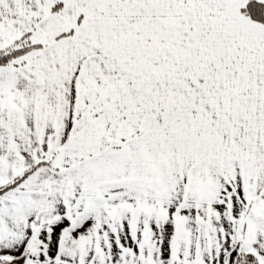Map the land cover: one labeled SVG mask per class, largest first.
Instances as JSON below:
<instances>
[{
	"label": "crops",
	"instance_id": "crops-1",
	"mask_svg": "<svg viewBox=\"0 0 264 264\" xmlns=\"http://www.w3.org/2000/svg\"><path fill=\"white\" fill-rule=\"evenodd\" d=\"M247 1L0 0V52L34 47L0 65V188L45 161L0 194V261L264 264V136L197 158L124 136L186 89L264 111Z\"/></svg>",
	"mask_w": 264,
	"mask_h": 264
},
{
	"label": "rangeland",
	"instance_id": "rangeland-1",
	"mask_svg": "<svg viewBox=\"0 0 264 264\" xmlns=\"http://www.w3.org/2000/svg\"><path fill=\"white\" fill-rule=\"evenodd\" d=\"M146 68V63L142 62L140 72H147ZM136 82L139 83V81ZM211 90V87L192 88L184 90V95H172L166 110L150 113V122L147 121V113L145 116L139 113L140 126L125 127V138L128 140L134 137L135 139L137 136L141 142H144L147 137H153L156 140L155 147L160 141H168L172 143L171 146L174 149L186 148L187 151L196 152L197 155L194 158H197L201 157L198 154L201 152L226 149L228 136L235 134V131L236 135L239 131L241 135L264 136V111L177 109L178 107H209L206 105L213 102V97L208 95ZM257 102L261 103L259 98ZM0 264H23V262L1 260ZM242 264L255 263L253 259L245 257Z\"/></svg>",
	"mask_w": 264,
	"mask_h": 264
},
{
	"label": "trees",
	"instance_id": "trees-1",
	"mask_svg": "<svg viewBox=\"0 0 264 264\" xmlns=\"http://www.w3.org/2000/svg\"><path fill=\"white\" fill-rule=\"evenodd\" d=\"M242 14L250 18L251 20L260 22L264 24V3L260 2L258 0H248L247 3L244 5V7L241 9ZM31 48H34L33 46H27L23 48H19L17 45H13L9 47L8 49L0 52V65L8 64L12 62L15 58L19 57L20 55L24 54ZM45 161H41L38 163L34 168L30 169L29 171L25 172L23 175L15 179L12 183L1 187L0 188V194L4 193L5 191L9 190L10 188H13L17 186L19 183H21L37 166L43 164ZM249 259H253V262L255 264H258V261L255 257L250 255L247 257Z\"/></svg>",
	"mask_w": 264,
	"mask_h": 264
}]
</instances>
